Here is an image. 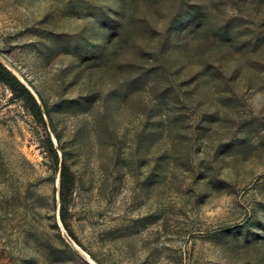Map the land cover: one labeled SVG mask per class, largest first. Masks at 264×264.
<instances>
[{"label": "rangeland", "instance_id": "obj_1", "mask_svg": "<svg viewBox=\"0 0 264 264\" xmlns=\"http://www.w3.org/2000/svg\"><path fill=\"white\" fill-rule=\"evenodd\" d=\"M0 63V264H264V0H0Z\"/></svg>", "mask_w": 264, "mask_h": 264}, {"label": "trees", "instance_id": "obj_2", "mask_svg": "<svg viewBox=\"0 0 264 264\" xmlns=\"http://www.w3.org/2000/svg\"><path fill=\"white\" fill-rule=\"evenodd\" d=\"M0 81L6 84L12 91H20L23 95L25 105L33 117L42 121V110L30 90L21 83L3 64L0 63ZM47 113V110H44ZM73 180L68 168L62 164L59 170V217L65 225V214L67 212V201L72 189Z\"/></svg>", "mask_w": 264, "mask_h": 264}]
</instances>
